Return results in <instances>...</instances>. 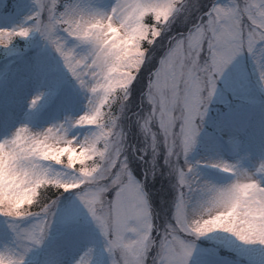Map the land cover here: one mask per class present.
Wrapping results in <instances>:
<instances>
[{
  "label": "snow or ice",
  "instance_id": "1",
  "mask_svg": "<svg viewBox=\"0 0 264 264\" xmlns=\"http://www.w3.org/2000/svg\"><path fill=\"white\" fill-rule=\"evenodd\" d=\"M8 7L23 17L0 27V48L38 36L37 65L51 60L56 93L70 82L79 107L0 138V264H193L202 239L236 264L264 253V158H225L240 143L231 110L205 127L229 103L221 81L264 94V0Z\"/></svg>",
  "mask_w": 264,
  "mask_h": 264
},
{
  "label": "rangeland",
  "instance_id": "2",
  "mask_svg": "<svg viewBox=\"0 0 264 264\" xmlns=\"http://www.w3.org/2000/svg\"><path fill=\"white\" fill-rule=\"evenodd\" d=\"M13 0H0V27L11 28L21 23L23 13L14 10L12 7L5 8V4L11 5ZM24 11H27L25 9ZM35 39V37H34ZM26 43L25 45L15 43L9 48H0V129L2 134L9 133L15 127L28 122L33 127L39 128L47 125L49 122L59 119L71 107H79V101L74 99L76 93L72 90L70 82L65 83L58 93L57 86L62 79L59 72H48L47 67L52 64L51 60L44 61V68L37 65L36 54L40 51V44L32 45V41L18 40ZM46 56L47 54H43ZM220 88L229 103L232 100L239 101L236 106H230L229 103L222 102L219 98L214 101L210 107L206 127L207 132H215V122L226 112L231 110L232 131L239 137L240 143L237 145L224 146V156L226 159L233 160L230 156L232 146L238 147L241 157H245V164L254 167L261 158H264V94L255 93L248 97L233 96L229 89L225 88L224 82H220ZM44 91L46 95L39 102L35 111L29 109L30 100L37 93ZM56 93V94H54ZM228 95H231L228 98ZM72 97L73 99H69ZM224 104L225 109L220 110V105ZM234 104V103H233ZM235 105V104H234ZM250 105H253L250 108ZM53 107V108H52ZM253 109V110H251ZM221 111V113H220ZM250 112V125L242 131V118ZM51 120L41 121V118ZM250 154V158H249ZM210 241L216 245L214 241ZM264 258V253L259 250L251 253L252 264H260ZM249 264L247 260L244 261ZM193 264H234L231 260L214 259L209 254L198 253Z\"/></svg>",
  "mask_w": 264,
  "mask_h": 264
},
{
  "label": "trees",
  "instance_id": "3",
  "mask_svg": "<svg viewBox=\"0 0 264 264\" xmlns=\"http://www.w3.org/2000/svg\"><path fill=\"white\" fill-rule=\"evenodd\" d=\"M159 187H160V184H159V182H157V183L155 184V190L159 189Z\"/></svg>",
  "mask_w": 264,
  "mask_h": 264
}]
</instances>
